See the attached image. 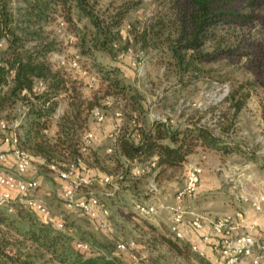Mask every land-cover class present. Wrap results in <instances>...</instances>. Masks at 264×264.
Here are the masks:
<instances>
[{"label":"trees","instance_id":"16d2710c","mask_svg":"<svg viewBox=\"0 0 264 264\" xmlns=\"http://www.w3.org/2000/svg\"><path fill=\"white\" fill-rule=\"evenodd\" d=\"M143 1L109 0L99 5L98 0H23L19 18H15L10 0H0V40L5 39L0 47V112L18 107L16 127L10 118L3 120L22 149L43 159L42 169L50 171L49 164L81 155V136L89 129L92 109L99 106L106 115L120 101L119 109L134 120L136 127L120 128L115 140L112 161L115 167H125L115 178L116 191L121 187L133 189L132 183L139 180L128 160L145 164V175L155 170L161 175L169 168L181 167L200 144L215 147L223 141L221 137L230 136L236 115L248 97V92L239 93L245 83L225 97L232 112L219 134L192 118L183 127L158 119L143 124L141 94L125 83L117 67L104 64L97 56L100 50L115 53L121 41H125L123 49L134 46L143 56L153 50L164 55L181 85L211 79L212 69L204 65L222 55H245L248 67L256 71L246 84L264 86V39L254 37L264 33V0H149L153 8L147 16L126 22L128 13ZM60 20L73 35L74 53L91 61L98 76L94 87H88L79 73L72 74L71 68L51 62L49 54L59 51L61 40L55 36L56 28L45 30V26ZM106 97L112 98L110 105L103 103ZM61 101L65 104L63 113L53 118ZM227 145L218 147L226 150ZM152 160L155 167L148 164ZM8 209L12 208H0V264H130L93 236L77 237L73 226L58 229L52 220L44 221L21 206L15 207L14 216ZM145 223L155 232L152 243L164 244L176 255L189 256L192 249L188 240L174 236L167 227L162 231L148 220ZM76 241L87 243L88 248H77ZM93 247L103 252H93ZM194 257L201 264H211L197 253Z\"/></svg>","mask_w":264,"mask_h":264},{"label":"rangeland","instance_id":"374dc122","mask_svg":"<svg viewBox=\"0 0 264 264\" xmlns=\"http://www.w3.org/2000/svg\"><path fill=\"white\" fill-rule=\"evenodd\" d=\"M108 1L98 0L99 5H105ZM23 5V0H10L9 6L15 18H19V7ZM152 8V3L149 0H144L138 8L132 9L128 13L126 22L133 21L137 16H147ZM56 26V23L47 24L45 30L54 28L55 31ZM66 33V28L63 29L62 33L55 31L56 38L61 40L60 49L49 54L51 62H56L58 55L69 57L76 52V45L65 39ZM257 36L264 39V33L254 35V37ZM123 45H125V41L119 43V49L115 53L100 50L97 52V56L104 64L117 67L119 76L125 83L141 94L145 104L144 114L140 118L143 124L160 115L172 119L173 122L169 124L183 127L186 125V120L192 118L199 119L200 123L210 127L215 134H219L220 128L228 124L226 118H229L232 112L229 109L228 100L224 99L226 96L225 90L230 93L238 88L240 84L245 83L239 93L248 92V97L244 106L236 115L230 136L221 137L223 141L218 146L228 144L227 146L231 149H223V151L236 153V158L260 160L261 169L264 171V86L246 84V82L254 79L256 71L248 67L245 55H222L204 65L205 68L212 69L210 72L211 79L200 78L186 85H181L178 83L172 68L167 67L164 55L153 50L149 51L148 55L143 56V54L138 53L134 46L123 49ZM79 65L80 69H87L89 72L94 73L89 59L81 57ZM71 71L72 74L78 75L79 73L77 69ZM121 104L120 101L114 108L108 110L107 114L111 119L110 122L114 118L112 111L119 109ZM4 117L10 118L12 124L18 122V107L14 106L0 112V122ZM90 120L93 121V118L91 117ZM115 123H118L121 129L134 130L136 127L134 120H131L128 114L123 115L121 119L115 120L114 118L113 124ZM97 126L99 131L104 134L106 126L104 127L101 124ZM3 136H5L4 130L0 126V140L3 139ZM218 146H215V148L220 150ZM234 146L238 147L235 148ZM114 147L115 142L109 140L108 137H105L100 145L91 143L78 165L80 171L94 179L89 186L90 188H82V191L91 190L108 207L109 215L107 219L112 232L101 230L99 225L85 214L77 210H66L62 206L60 202L62 200L56 194V188L58 187L56 178H58V175L54 172L48 173L47 170H44V178H41L39 174L35 175L39 177V188L33 196L48 207L51 219H60L64 222V226H73L77 229V237L89 234L100 242L108 244L111 247V252L124 260L125 263L201 264L194 257L195 252L193 250H191L188 257H182L176 255L164 244L152 243L151 239L155 236V232L146 225L145 220L152 222L158 229L164 231L168 223V214L160 211L155 215L143 217L134 210L132 203V198L148 203L144 196L148 195L149 197L151 184H156L158 188L159 185L167 186L170 183L169 192L171 193L176 187L180 188L184 183L185 168H171L161 175H156V170L148 176L145 175L146 173L138 175L139 180L137 183H132L133 189L121 187L116 191L110 184L100 183L98 180L99 177L106 175L115 179L125 168L115 167L111 157ZM95 158H98L97 161ZM133 176L135 175L133 174ZM165 190L164 187L162 192ZM132 194L135 196H132ZM115 195H119V197ZM26 196L27 194L20 196L15 194L13 201L8 205L12 208L8 209V213L14 216L15 207L21 206L41 218L40 214L24 203ZM150 199V202H153L156 197L153 196ZM230 202L231 205L238 207L233 198ZM118 241L125 243L133 241L136 243V247L120 251L116 248ZM98 251L103 252L102 249L93 247V252ZM131 253L135 255L136 259L131 257Z\"/></svg>","mask_w":264,"mask_h":264},{"label":"built area","instance_id":"2783aa9c","mask_svg":"<svg viewBox=\"0 0 264 264\" xmlns=\"http://www.w3.org/2000/svg\"><path fill=\"white\" fill-rule=\"evenodd\" d=\"M65 28V22L60 20L56 26V31L62 33ZM65 39L71 42L73 40V35L66 33ZM5 39L0 40V47L4 45ZM142 54V52H138ZM56 61L62 65L67 66L71 69H77L81 76H84L87 80L88 87H94L98 81V76L95 73L89 72L87 69H80L79 59L81 58L78 53H74L71 56L58 55ZM42 87V83L38 84V89ZM226 96L228 95L227 90H225ZM225 96V97H226ZM224 97V99H225ZM112 101L111 97H106L103 100L105 105H110ZM63 113V109L58 107L56 112L53 114V118H57ZM92 118L101 123L105 119V114L99 106L92 109ZM117 119H121L123 113L120 109H115L113 112ZM153 119H158L162 122L172 123L173 120L164 116L157 115ZM19 122L12 124L16 127ZM0 126L4 130L3 139L0 140V147L3 143L10 145L9 151H2L0 149V163L5 162L8 159V155H13L15 158V169L16 171H8L0 169V185L5 187L4 190L0 191V208L8 207V205L13 201L14 195H26L24 203L31 208L33 211L41 215L44 221H53L54 225L58 229H64V222L60 219H51L50 211L48 207L41 201L36 199L33 195L39 188V177L31 176L25 177L24 174L27 171H36L38 169V164L43 162V159L39 156H33L29 151L22 149L18 145V138L14 132L9 131V125L1 120ZM120 125L115 123L113 125L112 131L108 134V139L115 142L116 137L119 133ZM47 132V129L45 130ZM136 138L140 135L137 133ZM93 137L92 131L89 129L85 130L81 136V155L77 158L62 162L60 164L51 163L49 164L50 171L56 173L60 178L64 179L68 183V187L64 190L62 194L63 205L66 210L73 211L77 210L85 214L88 218L94 220L101 230L106 232H112L110 224L108 222L109 209L104 205L100 198L91 191L79 194L82 188L89 187L94 179L88 174L83 173L78 168V165L82 161V154L86 151L88 146L91 144ZM149 166L155 167V161L152 160ZM147 168L145 164L139 165L134 173L135 175L145 174ZM202 172V167L195 163L187 164L185 167V179L183 185L175 193V203L166 204L163 202H153L145 203L142 201H134V210L143 217H149L157 214L160 211H167L171 214V224L169 225L170 231L174 236L178 238H183L182 232L179 230V224L184 220L186 209L182 205L184 199L192 197L198 187L200 174ZM264 176V171L261 174ZM252 178L256 175L252 174ZM100 183L110 184L114 188L118 187L116 180L109 175L101 176L98 178ZM150 192L157 190L156 184H151ZM234 197L237 201H243L249 204L253 209L262 213L264 212V178H261L258 182V190H248L244 191L242 189L237 190L236 185H233ZM10 208V207H9ZM207 217L200 212H192L190 219V225L194 228H201ZM255 225L248 224L246 221V216L243 210L236 209L233 213H223L215 218L209 220V232L204 235V239H208L211 236L220 237L219 239V253L221 255L224 264H238L242 260L246 261V264H264V240L259 241L251 232H241L234 234L233 230L237 227H248L252 228ZM75 246L80 249H87L88 244L82 241H76ZM136 243L131 241L125 243L123 241H118L116 248L120 251L126 249H134ZM191 249L204 256V252L199 250L197 245H191ZM133 259L135 255L130 254Z\"/></svg>","mask_w":264,"mask_h":264},{"label":"crops","instance_id":"0c3cea01","mask_svg":"<svg viewBox=\"0 0 264 264\" xmlns=\"http://www.w3.org/2000/svg\"><path fill=\"white\" fill-rule=\"evenodd\" d=\"M64 106V102L61 101L59 103V107L63 109ZM114 118L115 120H117L115 116ZM114 118H112V121L110 122L111 119L108 114H106L104 121L101 123L96 122L94 119L93 121L90 120L89 130L93 133L91 141L93 145H100L101 141L105 137H108V134L113 129ZM99 124L103 125L104 127L106 126V131L104 132V134L99 131V127L97 126ZM0 149L2 151H9L10 145L3 143ZM236 157V153H230L228 151L224 152L221 149L217 150L214 146L200 144L194 152L187 155L186 160L181 166L182 169H184L187 164L198 163L202 167V172L200 174L196 193L192 197L184 199L182 201V205L186 209V214L184 220L178 226L179 230L182 232L184 239L188 240L191 245H197L198 249L204 252V257L214 264H224L219 253L220 237L211 236L208 239H204L203 236L208 234L209 232V220L215 218L216 216H219L223 213H233L236 209H241L245 213L247 223H255V225L252 228H248L246 226L237 227L233 230V233L237 234L241 232H251L259 241L264 240V212L260 213L253 209L249 204L243 201H237L234 197L235 190L233 189V185L235 184L237 190L242 189L244 191H257L259 180L261 178H264V176L261 175V173L263 172L261 169L262 165L260 164V160L254 161L252 159ZM127 163L131 165L132 173H134L135 169L139 165H141V163H138L135 160H128ZM0 169L16 171L14 156L11 154L8 155V159L5 162L0 163ZM170 169L171 168H169V170ZM47 171L48 173L52 172L49 170ZM43 173L44 169L41 168V164L39 163L38 169L36 171H27L25 172L24 176L30 177L39 174L41 178H44ZM252 174H255L256 177L252 178ZM57 177L58 178H56V181L58 183V187L56 188V194L58 195L60 200H62V194L68 187V183L66 180L60 178L59 176ZM169 184L170 183H168L167 186L159 185L156 191L148 193L149 197L148 195L144 196L146 198L145 200H147L148 203H175V193L179 188L176 187L171 193L169 192ZM164 187L166 188V190L162 192V189H164ZM89 188L90 187H87V189ZM4 189L5 187L3 185H0V191ZM82 190L83 189L79 191V194L88 192H83ZM48 194H50V192H48ZM13 195H15V192H13ZM132 196L135 195L132 194ZM153 196L156 197V200L150 202V198ZM232 198L233 201L238 204V207L231 205L230 201L232 200ZM113 199L115 200L116 197ZM134 201L139 200L137 198H132V203ZM60 202L64 207L63 201ZM162 212H166L168 214L167 227L169 228V225L171 224V214L164 210ZM192 212H200L207 217V220L204 221L201 228H194L190 225L189 221L191 219ZM238 264H246V261L242 260Z\"/></svg>","mask_w":264,"mask_h":264}]
</instances>
